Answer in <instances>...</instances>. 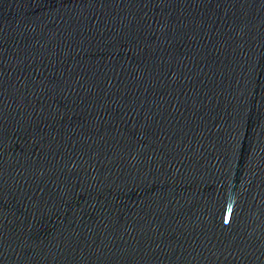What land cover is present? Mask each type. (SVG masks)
Instances as JSON below:
<instances>
[{
    "label": "water",
    "instance_id": "water-1",
    "mask_svg": "<svg viewBox=\"0 0 264 264\" xmlns=\"http://www.w3.org/2000/svg\"><path fill=\"white\" fill-rule=\"evenodd\" d=\"M0 264H190L122 0H0Z\"/></svg>",
    "mask_w": 264,
    "mask_h": 264
}]
</instances>
